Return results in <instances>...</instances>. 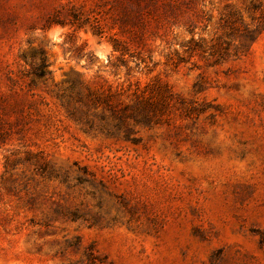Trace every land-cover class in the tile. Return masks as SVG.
I'll return each mask as SVG.
<instances>
[{
    "label": "rangeland",
    "instance_id": "obj_1",
    "mask_svg": "<svg viewBox=\"0 0 264 264\" xmlns=\"http://www.w3.org/2000/svg\"><path fill=\"white\" fill-rule=\"evenodd\" d=\"M119 7L0 0V264H264V0Z\"/></svg>",
    "mask_w": 264,
    "mask_h": 264
},
{
    "label": "trees",
    "instance_id": "obj_2",
    "mask_svg": "<svg viewBox=\"0 0 264 264\" xmlns=\"http://www.w3.org/2000/svg\"><path fill=\"white\" fill-rule=\"evenodd\" d=\"M134 4V7H119L121 15L118 18L120 22V27L124 29L126 26L125 24H130V26H138L140 28L146 27L147 23L150 22V19H154L159 25L161 22V13L158 12L159 7H155L156 0H128ZM142 4H146L145 7H141ZM170 11L175 12L179 7H167ZM86 18L82 16L81 13L77 12L76 10L72 11L71 17L68 21L59 23L56 19H49L47 26H52L55 24H62V25H70L76 27H83L85 26L86 22L84 21ZM100 21L96 20L95 23H99ZM138 24V25H137ZM137 27V28H138ZM98 28H101V25H94L93 29L97 34H102V31H99ZM127 31L131 32L130 28H127ZM138 31V35L136 37H140V40L143 39L144 35ZM121 43L116 41L114 44V48L116 50H121ZM46 64L42 61L39 65L33 66V73L34 76L40 78L47 74L45 70ZM6 77L10 81L12 85L20 86L19 80L21 77L18 75H14V72L10 69L6 72Z\"/></svg>",
    "mask_w": 264,
    "mask_h": 264
}]
</instances>
